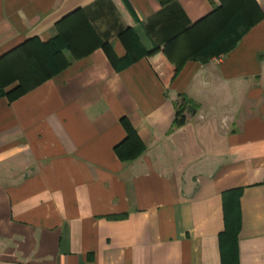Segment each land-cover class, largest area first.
Returning <instances> with one entry per match:
<instances>
[{
	"label": "crops",
	"instance_id": "obj_1",
	"mask_svg": "<svg viewBox=\"0 0 264 264\" xmlns=\"http://www.w3.org/2000/svg\"><path fill=\"white\" fill-rule=\"evenodd\" d=\"M76 9L117 58L128 26L161 47L121 71L97 48L0 97V264H223L231 190L237 264H264V0H0V56ZM239 11L255 22L234 47L191 59L187 30ZM180 94L199 108L171 131ZM122 118L145 146L131 161Z\"/></svg>",
	"mask_w": 264,
	"mask_h": 264
},
{
	"label": "trees",
	"instance_id": "obj_2",
	"mask_svg": "<svg viewBox=\"0 0 264 264\" xmlns=\"http://www.w3.org/2000/svg\"><path fill=\"white\" fill-rule=\"evenodd\" d=\"M246 19V20H245ZM206 18L187 30L193 34L191 59L206 63L213 57L228 52L250 28L255 20H248L244 12H233L217 30L207 27ZM57 34L45 41L32 37L0 56V97L14 101L44 81L60 73L69 65V58L81 59L101 48L113 68L121 71L154 50L145 48L134 27H126L119 38L126 52L117 58L108 42L94 31L80 9L67 14L56 22ZM69 57H68V56ZM175 116L171 131L186 123V113L193 114L199 108L193 100L180 94L174 101ZM126 135L113 148L121 161L138 158L145 146L125 118L121 119ZM239 190L223 194L224 230L219 234V247L223 264H237L236 238L239 228L237 199Z\"/></svg>",
	"mask_w": 264,
	"mask_h": 264
}]
</instances>
